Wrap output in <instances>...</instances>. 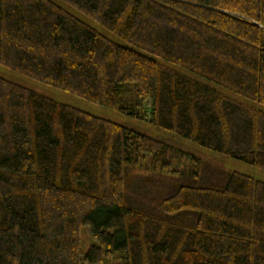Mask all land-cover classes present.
Masks as SVG:
<instances>
[{"label": "trees", "instance_id": "trees-1", "mask_svg": "<svg viewBox=\"0 0 264 264\" xmlns=\"http://www.w3.org/2000/svg\"><path fill=\"white\" fill-rule=\"evenodd\" d=\"M0 65L264 169V0H0ZM167 152L0 77V264H264V182Z\"/></svg>", "mask_w": 264, "mask_h": 264}, {"label": "rangeland", "instance_id": "rangeland-1", "mask_svg": "<svg viewBox=\"0 0 264 264\" xmlns=\"http://www.w3.org/2000/svg\"><path fill=\"white\" fill-rule=\"evenodd\" d=\"M69 10L74 13L79 19L91 24L90 20H88L86 17L78 14L72 9ZM184 73L186 75L188 74L190 76H193L189 73ZM0 77L12 80L20 85L22 84L29 89H34L37 92L46 95L54 100H57L62 104H67L76 109H81L87 113H91L98 117L113 120L122 126L124 125L130 129H135L144 134L146 133L155 139L164 141L168 147V152L166 153L165 159L168 161L170 160L173 163V166L178 169H181L185 166H190L188 167V172H191L192 169H194L192 163L190 165V162L188 163L186 157H184V155L187 154L188 156L192 155L196 159H199L200 165L205 164L211 165L212 168L217 166L223 168L224 170L235 172L237 171L242 174L249 175L250 177L255 178L256 180H261L264 182V169L255 167L254 165L248 162L245 163L236 158L233 159L232 157H229L225 154L222 155L217 152L210 151L207 148L199 147L191 141L189 142L188 140L183 139L182 137H177L168 130L165 131L157 126L154 127L150 125L147 121H141L136 118L128 117L115 110H110L101 105L99 106L95 103L79 98L78 96L76 97L75 95L69 92H64L60 89L52 88L44 83L42 84L34 79L27 78L26 76L19 74L10 68H5L2 65H0ZM87 236L88 232H86L83 236L82 251L86 250V248L90 244V241L88 240Z\"/></svg>", "mask_w": 264, "mask_h": 264}]
</instances>
